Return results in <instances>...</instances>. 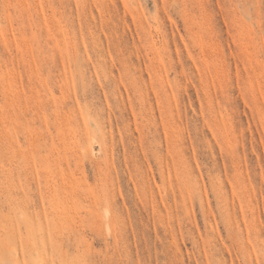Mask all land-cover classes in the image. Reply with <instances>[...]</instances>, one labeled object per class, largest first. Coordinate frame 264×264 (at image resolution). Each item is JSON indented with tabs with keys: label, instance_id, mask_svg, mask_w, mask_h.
Here are the masks:
<instances>
[{
	"label": "rangeland",
	"instance_id": "1",
	"mask_svg": "<svg viewBox=\"0 0 264 264\" xmlns=\"http://www.w3.org/2000/svg\"><path fill=\"white\" fill-rule=\"evenodd\" d=\"M0 264H264V0H0Z\"/></svg>",
	"mask_w": 264,
	"mask_h": 264
}]
</instances>
